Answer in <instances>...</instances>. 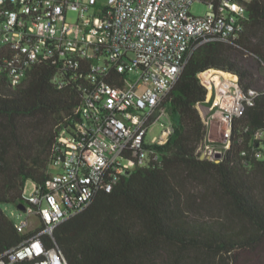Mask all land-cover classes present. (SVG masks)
<instances>
[{"label": "built area", "instance_id": "2783aa9c", "mask_svg": "<svg viewBox=\"0 0 264 264\" xmlns=\"http://www.w3.org/2000/svg\"><path fill=\"white\" fill-rule=\"evenodd\" d=\"M251 1L0 0V73L17 86L34 64L49 61L57 67L56 87L82 97L79 116L61 131L62 156L51 175L42 185L31 181L30 191L26 185V209L17 207L26 216L17 229L41 231L6 251L0 264H69L43 236L83 211L98 191H111L122 176L159 160L154 146L174 132L166 100L186 63L204 43L238 39ZM196 2L207 5L206 14L191 12ZM226 72L202 77L207 135L197 151L213 162L224 158L234 123L264 92ZM156 127L160 133L151 136ZM254 153L264 159V148Z\"/></svg>", "mask_w": 264, "mask_h": 264}, {"label": "trees", "instance_id": "16d2710c", "mask_svg": "<svg viewBox=\"0 0 264 264\" xmlns=\"http://www.w3.org/2000/svg\"><path fill=\"white\" fill-rule=\"evenodd\" d=\"M234 48L264 61V0L251 1L238 39L204 43L186 63L166 100L174 132L154 146L159 160L122 176L111 191H98L83 211L43 236L47 246L57 247L69 264H159L154 258L165 244L205 252L213 264H248L264 256V189L255 180L257 174L264 179V159L254 153L264 148V92L234 123L220 162L201 159L197 151L207 135L199 106L208 89L201 75L228 71L244 87L254 84L252 72L233 58ZM4 56L0 50V64ZM56 72V65L41 60L17 86L7 71L0 73V257L41 231L20 232L2 204L24 203L29 181L45 183L62 156V129L79 116L81 93L56 87ZM189 183L201 188L204 201L225 196L229 209L209 220L192 217ZM160 264L179 262L168 255Z\"/></svg>", "mask_w": 264, "mask_h": 264}, {"label": "rangeland", "instance_id": "374dc122", "mask_svg": "<svg viewBox=\"0 0 264 264\" xmlns=\"http://www.w3.org/2000/svg\"><path fill=\"white\" fill-rule=\"evenodd\" d=\"M208 11V7L204 2H196L191 7V12L195 15H204ZM233 58L236 59L242 66L247 68L252 72L253 82L251 85L257 89L264 91V61L263 59L254 53H251L247 50L235 49L233 52ZM199 109L201 107L199 106ZM160 133V128L156 127L152 132L151 136L158 135ZM217 137V135L213 136ZM61 170L60 167L54 168V171ZM255 180L257 183L264 189V179L261 174H257L255 176ZM28 191L31 190V181L27 183ZM188 190V199L191 204L190 206V214L194 218L209 220L215 217L223 216L225 209H229L227 207L229 204L228 200L225 196L219 194L209 195L207 200H202L200 195L201 188L194 183H189L187 185ZM262 198L264 199V193H262ZM2 207L4 211L9 215V217L16 223L21 222L25 219V215L22 214L17 208V205L14 203H3ZM31 223L37 224V219L32 216ZM178 258L179 264H213L215 263V258L205 252L197 251V250H186L179 249L177 247L165 244L162 246V250L156 254L154 259H159L160 261L157 263H161L166 260L167 256ZM249 254L245 256V258L249 259ZM246 259V260H247ZM248 264H264V256H253L251 257ZM255 259V260H254ZM248 261V260H247Z\"/></svg>", "mask_w": 264, "mask_h": 264}, {"label": "water", "instance_id": "95a60500", "mask_svg": "<svg viewBox=\"0 0 264 264\" xmlns=\"http://www.w3.org/2000/svg\"><path fill=\"white\" fill-rule=\"evenodd\" d=\"M17 207L22 210L26 209V205L24 203L18 204Z\"/></svg>", "mask_w": 264, "mask_h": 264}, {"label": "bare ground", "instance_id": "6f19581e", "mask_svg": "<svg viewBox=\"0 0 264 264\" xmlns=\"http://www.w3.org/2000/svg\"><path fill=\"white\" fill-rule=\"evenodd\" d=\"M213 73V72H212ZM211 73V74H212ZM222 74L223 75H227V76H230L226 71H222ZM203 77V75H201ZM216 79H219V76H215Z\"/></svg>", "mask_w": 264, "mask_h": 264}]
</instances>
